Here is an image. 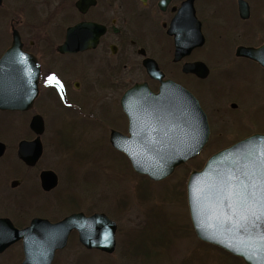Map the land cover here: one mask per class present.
<instances>
[{"label": "flooded vegetation", "instance_id": "af4514ba", "mask_svg": "<svg viewBox=\"0 0 264 264\" xmlns=\"http://www.w3.org/2000/svg\"><path fill=\"white\" fill-rule=\"evenodd\" d=\"M5 1L3 0L0 9ZM76 2L75 9L82 19L67 27L54 29L49 26L42 28L41 25L35 26L29 33L22 29V22L12 20L11 44L0 54L1 60L12 46L14 32L17 31L23 53L32 58L30 71L34 77L35 94L32 106L27 110L0 109L1 116L10 114L18 117L32 114L28 124L29 131L23 123H19V128H15L14 132L7 136H3L0 129V231L9 232V239L15 240L0 252V264H84V251L97 252L114 260L112 258L116 253L120 227L110 217L116 224V249L112 253L84 246L78 232L72 231L66 246L56 250L51 258L47 252L44 258H41V252L37 251L36 256L29 260L25 241H47L51 237L43 235L42 238L41 229H38V234L33 237L21 236L15 239V231L28 229L34 221L56 224L70 215L84 214V205H81L79 208H71L68 213L57 215L60 204L57 202L56 192L63 186L71 188L76 180L71 179L72 175L69 173L66 181H63L59 170L63 162L56 166L58 162L53 160L50 169L40 167L45 152L42 137L47 127L50 128L52 114H59L74 124L86 122L92 125L94 123L91 119L98 117V122L103 124L108 132L110 146L124 157L132 168L128 156L113 146L112 134H119L121 143L125 138L129 140L133 143V149L136 146L143 148L147 139L153 136L152 133L146 132L153 126L147 116L151 104L154 102L155 108L159 109L160 103L163 102L162 97L158 95L168 94L161 91V87L168 81L176 84L182 88L181 92L176 93L184 100V94L187 92L191 99L187 101L192 103L195 109L198 107L203 110L209 125V139L204 149L186 165L179 167L171 177L163 180L166 181L183 170L180 173L187 174L184 185L186 203L187 183L193 170H200L215 153L253 135L264 134V115L259 114L255 120L250 118L248 122L239 121L238 125H235L225 121L220 114L224 106L230 113L240 115L248 110L245 106L251 104L250 109L257 110L264 105V0H84V14L78 11ZM81 22L97 26L84 28V51L61 52L60 48L67 40L68 29ZM28 33L32 38L27 37ZM3 35L4 33H0V40ZM213 44L217 45L222 59H213L210 52L206 53ZM3 48L4 46L1 49ZM222 66L227 68L222 69ZM250 66L256 68L252 98L243 96V89L236 91V94H227L221 106L205 101L201 85L207 84L215 72L219 73L221 81L226 80L228 85H232L235 79H243L242 76L249 73L247 68ZM18 71L23 73L24 68L20 67ZM50 77H54L59 83H54ZM135 87H142V90L126 97ZM17 94H25L24 87H19ZM183 100L181 108H184ZM245 101L250 103L245 104ZM106 103L112 106L110 111L103 107ZM100 109L104 111L100 115L107 114L119 125L103 123L95 114L96 110L99 113ZM35 117H41L43 120L42 134L37 133L32 126ZM222 122L226 125L221 124ZM179 126L181 140L185 137L184 123H179ZM26 131L30 138L23 134ZM214 131L218 133L215 136L217 145L225 147L212 153L201 167H190V163L198 161L206 151L214 137ZM37 139L41 142V155L33 165L28 164L20 153L26 151L24 155L32 160L36 153L35 147L30 143ZM23 143L29 145L22 147ZM187 168H191V171H186ZM133 172L148 182H163H154L148 176L137 174L134 170ZM44 173H52L57 177V185L54 188H44ZM49 176L48 181L53 184L52 176ZM125 214H128L125 216L128 217L130 213L127 211ZM132 214L134 218L131 217L130 220H135L136 215ZM47 231L44 226L43 232L47 234ZM37 247L47 249L48 245L38 244Z\"/></svg>", "mask_w": 264, "mask_h": 264}, {"label": "rangeland", "instance_id": "374dc122", "mask_svg": "<svg viewBox=\"0 0 264 264\" xmlns=\"http://www.w3.org/2000/svg\"><path fill=\"white\" fill-rule=\"evenodd\" d=\"M76 1L6 0L0 9V33H4L0 40V51L2 46L4 48L0 54L11 44L12 20L22 22V29L29 33L35 26L41 25L42 28L49 26L54 29L67 27L82 19L75 9ZM67 18L69 20H66ZM29 33L27 37L32 38ZM210 47L206 53L210 52L213 59L223 58L217 45L213 44L211 49ZM226 68L227 66H222V69ZM255 69L252 66L248 67L249 73L242 76L244 80L239 77L232 85H228L226 80L221 81L219 73L215 72L207 84L201 85L205 101L221 106L226 96L243 89L245 92L243 96L247 99L252 98ZM262 101L264 102V94ZM248 103L250 102L245 101V104ZM249 106H245L248 110L240 115L230 113L224 106L220 114L225 121L228 120L230 124L235 125H238L239 121L248 122L250 118L255 120L259 114L264 115V105L257 110H252ZM103 107L107 111L112 108L107 103ZM103 113L104 111L100 109L99 113L96 110L95 114L103 123L119 125L107 114L100 115ZM52 115L50 128L47 127L42 137L45 152L40 167L50 169L53 160H57L56 166L63 162L62 168L59 167L63 181H66L69 173L72 175L70 178L76 180L71 188L63 186L56 192L57 202L60 204L57 215L84 205L85 215L104 213L120 227L116 253L112 258L114 260L97 252L84 251V264H243L238 258L200 241L195 236L186 203L184 185L187 174L180 173L183 170L161 183L148 182L136 175L128 161L110 146L108 132L105 126L98 122V117L91 119L94 123L91 125L86 122L74 124L59 114ZM31 117L32 114L18 117L10 114L0 115L3 136L13 133L15 128H19V123L25 124V129L28 130ZM221 124L226 125L225 122ZM23 134L30 138L27 131ZM213 135L206 151L198 161L190 163V167L193 165L201 167L212 153L225 147L217 145L216 131ZM11 137L4 138L12 139ZM186 171H191V168H187ZM127 211L130 214L125 217L128 215L125 214ZM132 213H137L135 220H130L134 218L131 216ZM81 257L82 255L79 258Z\"/></svg>", "mask_w": 264, "mask_h": 264}, {"label": "water", "instance_id": "95a60500", "mask_svg": "<svg viewBox=\"0 0 264 264\" xmlns=\"http://www.w3.org/2000/svg\"><path fill=\"white\" fill-rule=\"evenodd\" d=\"M3 0H0V7ZM76 8L84 14V0L76 2ZM97 27L93 24L81 22L68 29L67 40L60 48L61 52L84 51V28ZM32 58L23 53L21 41L17 31L14 32L13 44L0 60V109L17 110L29 109L32 106L33 75L30 71ZM23 67L20 73L18 68ZM19 87H24L25 94H17ZM142 90L135 87L127 93ZM161 91L168 94H159L162 104L159 109L151 104L148 116L152 123V131L158 132V144L147 151L146 156L133 150L129 140L121 143L119 134L113 133L111 142L113 146L126 153L131 159L133 169L142 175H148L151 180L161 181L169 177L176 168L185 164L187 160L197 155L207 143L209 126L204 112L187 101V106L180 107L179 88L171 81L165 82ZM176 93V94H175ZM188 93L184 94L187 100ZM191 100V99H190ZM197 103V102H196ZM198 104V103H197ZM183 110V112L181 111ZM183 122L184 139L179 138V123ZM37 125V128H36ZM32 126L37 133L42 134L43 120L35 117ZM125 142V143H124ZM23 143L21 146H28ZM35 147L36 155L33 159L24 156L28 164L35 163L41 155V142L37 139L30 143ZM21 147V148H22ZM264 161V135H255L237 145L222 150L213 155L200 171H194L188 181V206L192 224L198 238L210 245H214L238 257L245 264H264V200L261 199L260 182L262 179L261 162ZM247 174V175H245ZM49 175L53 184L49 183ZM43 186L46 190L57 185V177L52 173L42 175ZM247 184L252 193L246 200L241 199L237 193L244 191ZM255 185V187H253ZM46 223V224H44ZM47 227V234L43 232ZM0 229L1 226H0ZM41 229L40 236L48 235L50 240L25 241L27 258L32 260L36 252L40 251L41 258L45 252L51 258L55 251L66 246L72 231H77L81 242L90 249H99L112 253L116 246V224L103 214L85 216L73 214L63 221L50 224L47 221H34L28 229L17 232L16 238L21 236H35L36 230ZM9 232L0 231V252L13 243L9 239ZM7 236V237H6ZM48 245V248L38 249L37 245Z\"/></svg>", "mask_w": 264, "mask_h": 264}, {"label": "snow or ice", "instance_id": "6c2138e0", "mask_svg": "<svg viewBox=\"0 0 264 264\" xmlns=\"http://www.w3.org/2000/svg\"><path fill=\"white\" fill-rule=\"evenodd\" d=\"M49 79L51 81H53L54 83H59L58 81L55 80L54 77H50ZM261 167H262V169H264V161L261 162ZM245 175H247V174H245ZM253 187H255V185H253ZM243 189H244V191L241 193H237V195H239L241 197V199L246 200L249 196L252 195V193L249 191L247 184L243 185ZM260 190H261V199L264 200V172H262V179L260 182ZM259 218H264V211L261 212V217H258V219ZM262 239H264V235H262Z\"/></svg>", "mask_w": 264, "mask_h": 264}, {"label": "bare ground", "instance_id": "6f19581e", "mask_svg": "<svg viewBox=\"0 0 264 264\" xmlns=\"http://www.w3.org/2000/svg\"><path fill=\"white\" fill-rule=\"evenodd\" d=\"M137 213H134V214H132V215H136Z\"/></svg>", "mask_w": 264, "mask_h": 264}]
</instances>
